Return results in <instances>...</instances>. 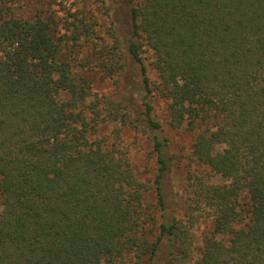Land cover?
<instances>
[{"label":"trees","instance_id":"1","mask_svg":"<svg viewBox=\"0 0 264 264\" xmlns=\"http://www.w3.org/2000/svg\"><path fill=\"white\" fill-rule=\"evenodd\" d=\"M56 2L0 0V264H264V0Z\"/></svg>","mask_w":264,"mask_h":264},{"label":"rangeland","instance_id":"2","mask_svg":"<svg viewBox=\"0 0 264 264\" xmlns=\"http://www.w3.org/2000/svg\"><path fill=\"white\" fill-rule=\"evenodd\" d=\"M11 2L13 4H16V8L18 9L19 13L24 15H33V13H35L37 10H43L42 12L46 13L47 15L50 13L61 14L60 10H56V11L54 10L59 5L56 2V0H11ZM91 4L94 6V9L96 10L98 15V19L101 23L100 26L101 32L104 33L105 36L110 39L111 38L110 30H109L110 22L107 15L103 12L101 8L100 0H91ZM80 43L81 44H78V50L83 52L85 50V43L84 41ZM144 55L146 56V64L149 66V74L153 77L155 75V72L151 69V65H150L153 52L147 49L144 51ZM99 87L103 91L105 90V88L107 89L109 86L106 83H104ZM133 95L136 101L140 103V98L138 93L134 91ZM155 102H156L157 112L165 127V132L168 138L170 139L171 149L173 151L180 152L182 151L183 147L190 146L191 141L194 138L195 131L186 129L184 127L173 128L172 126H170L167 123V119H166V104L164 100L160 99L158 96H155ZM137 134H138L136 136L137 139L133 142L132 145L135 146V150L139 153V156L137 157V167H138V171H140L139 174L145 178L147 177V175L144 174L143 171L148 169V162L150 160L148 151L151 149V147L147 143V140L142 133H137ZM132 136L133 135L131 134L128 135L127 139L128 140L134 139ZM182 169L176 167V170L173 174V182L171 181V183L168 185L169 191L173 195L174 194L177 195L176 201L173 204V208L175 209V211L176 210L179 211V209H181V206L183 205L186 175ZM196 241H200L199 236L196 238Z\"/></svg>","mask_w":264,"mask_h":264}]
</instances>
